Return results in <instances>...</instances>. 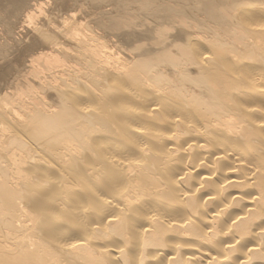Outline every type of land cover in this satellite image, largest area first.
I'll list each match as a JSON object with an SVG mask.
<instances>
[{"label": "bare ground", "instance_id": "obj_1", "mask_svg": "<svg viewBox=\"0 0 264 264\" xmlns=\"http://www.w3.org/2000/svg\"><path fill=\"white\" fill-rule=\"evenodd\" d=\"M0 264H264V0H0Z\"/></svg>", "mask_w": 264, "mask_h": 264}]
</instances>
